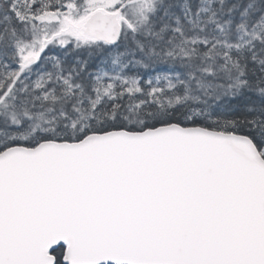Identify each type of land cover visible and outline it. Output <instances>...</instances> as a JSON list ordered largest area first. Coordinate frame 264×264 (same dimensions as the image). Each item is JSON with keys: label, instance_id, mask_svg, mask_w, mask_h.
I'll return each instance as SVG.
<instances>
[{"label": "snow or ice", "instance_id": "6c2138e0", "mask_svg": "<svg viewBox=\"0 0 264 264\" xmlns=\"http://www.w3.org/2000/svg\"><path fill=\"white\" fill-rule=\"evenodd\" d=\"M0 264H264V0H0Z\"/></svg>", "mask_w": 264, "mask_h": 264}]
</instances>
